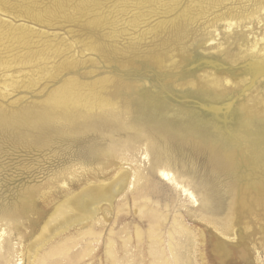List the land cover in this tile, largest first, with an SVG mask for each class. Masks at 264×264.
Wrapping results in <instances>:
<instances>
[{
	"label": "rangeland",
	"instance_id": "rangeland-1",
	"mask_svg": "<svg viewBox=\"0 0 264 264\" xmlns=\"http://www.w3.org/2000/svg\"><path fill=\"white\" fill-rule=\"evenodd\" d=\"M263 35L264 0H0V264L107 238L147 263L151 209L186 264H264ZM120 173L86 226L48 234Z\"/></svg>",
	"mask_w": 264,
	"mask_h": 264
},
{
	"label": "bare ground",
	"instance_id": "bare-ground-1",
	"mask_svg": "<svg viewBox=\"0 0 264 264\" xmlns=\"http://www.w3.org/2000/svg\"><path fill=\"white\" fill-rule=\"evenodd\" d=\"M228 27H232V23H229ZM263 40H264V35L261 38V40L259 39V41L254 42V48H256L258 46V42H261ZM261 53H263V52H261ZM157 173L159 174V177H161L162 179H165L169 182H173L176 186H179V184L176 183L175 177L169 171H167L165 169H159L157 171ZM141 179H142L141 175H138L136 178V182L141 181ZM132 183H133V180L132 179L130 180L128 173H120L112 185L105 186L104 188H102V190H104L103 193L99 192L100 188H101V187H99V188L87 191L86 193L77 195V196L69 199L68 201H66V203H64L57 210L56 214H54L52 219H51V223L53 220L56 222L59 221L57 227L56 226L53 228L47 227L48 229L46 228V231L48 232L49 235H51V233L53 232V230H55V228H59V231L65 232L66 230H68L69 227L73 226L74 224H81L84 222L85 224L84 225L82 224V225L86 226L87 223H89L91 221V219L95 217V212L92 209V207L94 206V204L96 203V201L98 199L103 198V199L110 202V201L114 200L115 197L120 196L122 193H124V191L127 189V187L129 185H132ZM180 189L183 191V193L186 194L187 197L193 199V194L191 192H189L186 188H183L180 186ZM101 202H98V203H101ZM157 211H156V209L155 210L151 209L150 211H147L149 214L148 225L150 227V229H149L150 237L149 238H150L151 244H150L148 254H146V256L148 257V262L147 263L145 261L144 262L146 264H186L184 262V260L182 259L183 256L181 257V255H179V252H176L175 245L171 243L172 242L171 237H169V239H168L169 242L167 244L168 246H166L168 248L167 251H169L168 252L169 255L167 254L166 250L161 247L162 240L161 241L159 240V238H161V236L159 238L157 236V228H158L157 222L160 223L159 220L164 219L165 215L159 216V214L158 215L156 214V213H158ZM54 224H56V223L54 222ZM54 224H52V226ZM175 224H174L175 227L173 229L174 233H176L175 232L176 228L179 227L177 222H175ZM48 226H49V224H48ZM54 232H56V231H54ZM83 235L92 239L91 240L92 242H94V241L96 242L98 240L100 241V236L98 235V232L96 233L92 229L85 230ZM1 236H2V234L0 233V238H1ZM120 236H121V234H120ZM53 237H55V236H53ZM137 238L139 239L138 241L140 242V238H141L140 233H138ZM114 239L107 238L105 241L103 240L104 243L103 242L102 243L104 245H102V248H104V250H102V251H104L103 252L104 254H102L103 256L101 255V257L99 256L100 250L97 251L98 253H94V248L90 247V245L87 244L88 247L86 249L84 248V251L80 255H78L74 258H70L69 254H68V251L70 249V245L68 244V242H67L68 240H67L66 242H63V243L61 242V243H58L55 246L51 247L46 253H44L42 256L39 257V259L37 260V264H48L49 259L52 261L51 258H53V257H54L53 260H55L56 257L62 258L61 260H63V258H64V259H66V261L69 262V264H80L84 258H88V262H86L87 264H89V262H90V264H140L139 262L141 260L137 263L135 261L136 260L135 257L132 259V255H131V257H123V256L120 257L119 256L122 253L125 254L124 256H127V253H128L127 247H126V245L128 244L127 239L122 240L123 243H121L120 245L115 244L116 241ZM137 248L139 250V247H137ZM138 250H136V251H138ZM136 253L138 254L140 252H136ZM136 253H135V255H136ZM139 255H137V256H139ZM4 257H6L4 246L0 245V261H3ZM143 258H144V256H143ZM144 262L141 264H144ZM4 263H5V261H4ZM49 263H50V261H49ZM187 264H189V263H187Z\"/></svg>",
	"mask_w": 264,
	"mask_h": 264
}]
</instances>
